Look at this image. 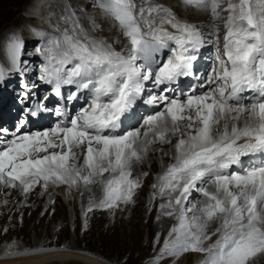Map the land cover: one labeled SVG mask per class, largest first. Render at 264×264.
I'll use <instances>...</instances> for the list:
<instances>
[{
	"label": "snow or ice",
	"instance_id": "snow-or-ice-1",
	"mask_svg": "<svg viewBox=\"0 0 264 264\" xmlns=\"http://www.w3.org/2000/svg\"><path fill=\"white\" fill-rule=\"evenodd\" d=\"M182 3L208 18L180 20L151 0L139 5L96 0L100 22L93 18L91 31H103L102 24L111 22L126 41L119 51L90 35L74 12L60 17L70 27L41 33L39 79L57 96L63 86H75L69 102L86 91L87 105L74 116L56 108L64 119L44 130L22 132L25 119L13 132L0 128V185L25 195L37 184L45 190L49 184L77 190L82 185L89 192L99 186L101 195L90 197L87 211L113 210L135 203L141 179L133 176L134 166L145 161L153 145H171L159 149L171 162L151 187L152 199L164 201L160 215L175 223L153 264L186 254L198 255L197 264H258L264 257V0ZM208 45L216 47L213 66L198 86L207 90L169 95L181 77L194 74V63ZM24 47L13 32L7 44L13 67L19 66ZM141 102L159 110L128 128ZM26 111L34 117L48 109L38 104ZM177 135L173 144L171 136ZM193 192L202 199L192 203Z\"/></svg>",
	"mask_w": 264,
	"mask_h": 264
},
{
	"label": "bare ground",
	"instance_id": "bare-ground-1",
	"mask_svg": "<svg viewBox=\"0 0 264 264\" xmlns=\"http://www.w3.org/2000/svg\"><path fill=\"white\" fill-rule=\"evenodd\" d=\"M82 2H84V3L81 4L82 8L80 10L83 12L84 11L83 10L84 5H90V4L93 5V3L95 5L96 0H87V1L82 0L81 3ZM151 2L155 3V4H163L164 6L171 8V10L174 13H176L177 17L180 20H187L188 22H191V23H200V22H202L208 18V13L199 11V10L194 9V8L185 7L182 3V0H152ZM60 4H61V0H35V3H33V2L31 3V5H30L31 7L29 6L28 7L29 10L25 12L27 15V18H28L27 20H30V21H25V24H29L31 21H35V23H34L35 29L32 32V31H30V29L24 27L25 31H20L21 33H18L21 36V38L23 40H25L26 44L31 45L32 43H38L40 45L43 43V38L41 36V33H45V31H48L49 33H51V32H53L54 28L57 25H59L61 28H64L67 26L66 24H62L59 22V18L61 17V14L63 13V9H61ZM32 9L34 10L33 13L30 12ZM73 10L76 12L79 11L77 9V6H75V8L73 6ZM93 18L99 19L98 11L94 15L90 16V18L85 19V21L83 23L80 21V24L84 27L85 30H87L89 32L90 35L95 36L97 38L107 39L109 43H113V47H117L116 50L120 49L123 46V43L125 42V40L122 36L118 35L114 25L111 22H106L105 24H102L103 31L92 32L91 31V20ZM81 19H82V17H81ZM44 20H46V22H45L46 24L44 23ZM97 22L99 23V21H97ZM54 24H55V27H54ZM45 26H47V28H45ZM171 30L172 29L169 28V31H171ZM223 34H224V30H223V28H221V32H220L221 43H222V39H223ZM10 35L11 34L9 33V36ZM109 37H111V39H109ZM25 38L28 40H26ZM121 38H123V41L121 43H119V44L114 43L115 40H117V39L121 40ZM6 43H8V41H6ZM215 49H216L215 45H213V47L212 46L210 47L211 51L215 50ZM25 50L26 49L23 48V51H25ZM211 51L208 52V50H206V49H204V51H203V61H202V63L199 64L196 76L194 78V81L190 84L193 86V90L190 91V94L193 93V91L195 92V94H200L203 91L207 90L206 88L202 89V88H199L198 86H199V84L204 83L201 80L204 77L205 69L207 68V66H204V65H206V62L208 61L207 59H209L208 68L210 67L211 64H213L214 60H212V61L210 60ZM6 54H8L7 50H5V55L0 54V57H1L0 68L3 70L4 69L8 70V72H10V74L4 73L5 74V75H3L4 79L3 80L0 79V114H2V111L6 110V109H12L14 107V105L12 104L11 98L15 94L18 97L20 96L19 94L16 93V91H19V92L22 91L24 82L30 83V84L33 83V86L35 87V89H33V90H38L39 86H40L39 82H36V80L34 81L32 79V72L31 71L33 70L32 67L34 65V59H30V57H27V56H24V57L21 56L20 64L18 67H13L11 65V63H10V67H8L7 65L3 64L6 60ZM160 58L161 59L165 58L164 54L161 53ZM2 59H3V61H2ZM37 64H38L36 66L37 73L35 75L36 76L35 78H37L40 75V67L42 65L39 62ZM7 94H10V96H9L10 98L8 97ZM181 94H184V92L182 91ZM5 103H6V105L1 107ZM156 110H159V109L155 108L151 112H140L135 123L133 125L127 126V127L128 128L139 127L143 121V117L152 114ZM184 123H186V122H184ZM240 123L242 124L243 122H240ZM3 126H4V124H0L1 128H4ZM182 131H183V128H182ZM176 137L177 136H171L173 144L176 142ZM161 147L164 149V151H168L171 148V146H170V148H168L166 145H160V144L153 145L151 150L148 153V156L146 157V162H147L148 168H147V165L144 163L145 161L142 164L135 165L134 170H133V176L134 177L140 176L141 180L146 179L145 178L146 176H142L141 173L153 172L157 168H158L157 171L154 173L159 174L163 170V168L166 167L171 162V156L170 155H164L159 150ZM158 157L161 160H159ZM82 161H83V157L81 156L80 162L82 163ZM157 175H156V177H154L151 184L156 182ZM36 186H37V188H32L31 190L33 191L34 189H40L41 187L43 188V186L41 184H37ZM51 186H52V189H56L55 188L56 185L49 184V186L45 192H43V190L41 189V192H40L41 198H38V199L35 198L30 203L26 202V200H28L26 198L31 197L30 196L31 190L28 192V194L25 195V194H22V192L20 191V188H17L15 191L16 199L12 200V198H7L0 205V229H1V231L2 232L5 231V233L9 232L8 230H6V218L7 217L10 218L9 224L11 227V231L13 233L17 234V236L21 235L23 237H26L28 228L30 226L33 227L36 232H40L42 227L45 226L47 228V234L46 235L50 236V235H52L53 232H50L48 225L50 223H53V222L58 223V225L56 227V231H59L61 229V227H60L61 224L63 225V223L67 219V215H66L64 207H65V203H67L66 201L69 202V200L67 199L68 194L66 195L65 189H67L69 187H66L67 185H62V186L59 185V187L60 186L61 187L58 188V191L57 190L56 191L59 192L60 195H56L53 191H51V189H50ZM0 188H1V190L4 191V188L2 185H0ZM70 192L72 194L75 192H77L79 194L81 193L80 198H81V204H82L83 213H84L83 217H84L85 221L87 220L89 222L91 221V222H100V223L103 222V223H105V219H107V222H110L109 219L114 218V216L117 214V216H119L118 218L122 222H128V223L130 221L135 222L136 214L133 215L134 214L133 212L132 213H129V212L124 213V212H121L118 210H110V211L108 210L109 213H107L108 215L105 218L104 215H105L107 210L97 211L96 209H94L97 212L95 214H90L89 211H87V208L89 205V199L93 195H95V197L97 199H99V197L101 195L99 186H92V192H89V191L84 190L83 186L81 185L79 190H77L76 188H72V189H70ZM3 193H5V192H3ZM196 193L197 192H195V194L191 195L190 198H196L197 197L198 200L202 199L200 194L197 193L198 194L197 195ZM149 194H150V196H152L151 190L149 191ZM5 195H6V197H8V195L6 193H5ZM198 200H196V201L190 200V201L192 203H196ZM50 201H53V203L57 202V205L55 206V208L59 205V207L56 210L54 209V211L51 214H50V211L48 210L49 208L47 206V204ZM162 202H164V201H162ZM138 203H139V201H138ZM26 205H27V207H26L27 209L24 208ZM52 206H54V204ZM122 206H123V204L121 205V207ZM4 210L7 212H5ZM28 212H29V214H28ZM73 214H74V221H75V219H77V217H78L77 216L78 214L76 215V211ZM147 216H148V213H147ZM149 218H150V216H149ZM160 218H161V221H164V222L173 220L172 218L167 217V216H164V218H163V216H160ZM80 219H81V217H80ZM18 222L20 223V225ZM78 223H79V221L74 222V224H76V225H78ZM63 234H64V229L61 231L62 236H63ZM1 237L2 236H0V243L5 239V238L2 239ZM5 240H7V239H5ZM47 244L48 245L44 246V245H41L39 242L38 243L35 242L34 246H32L33 249H30L31 251L32 250L35 251L33 253L26 252L27 251L26 247H20L16 250H13L15 248L10 249L13 252L29 253V254H24V255L8 256V255H6V252L8 250L0 251V264H105V262L101 261L99 258L92 256L90 254L84 253V250L79 246L78 243H77V245H75V244L70 245L68 243H65L63 246H57V244H51V243H47ZM194 257L195 258H194L193 262L191 261L190 264H192V263L197 264V260L199 258H198V256L197 257L194 256ZM188 262H189V260L186 257L185 259H183L181 264H189ZM258 264H264V257L260 258V260L258 261Z\"/></svg>",
	"mask_w": 264,
	"mask_h": 264
},
{
	"label": "rangeland",
	"instance_id": "rangeland-1",
	"mask_svg": "<svg viewBox=\"0 0 264 264\" xmlns=\"http://www.w3.org/2000/svg\"><path fill=\"white\" fill-rule=\"evenodd\" d=\"M81 1L82 0H61L60 7L61 9H63V13L61 14V16L62 15L66 16L74 12L75 13L74 18L78 19L79 22L81 21L83 23L85 19L90 18V16L94 15L98 11V9L94 7V3H93V5L92 4L84 5V9H83L84 11L82 12L80 9L82 8L81 4H83L84 2L81 3ZM32 2L35 3V0H0V50H1L0 54L1 55L2 54L5 55V50H7L8 43H6V41H8L9 37L11 36V35L9 36V33L12 34L14 31L16 33H21L20 31H25L24 30L25 28L30 29V31L32 32L34 31L35 21H31L29 24H25V21H30V20H27L28 18L25 12L29 10L28 7L31 5ZM136 2L139 5L142 3V0L140 1L136 0ZM73 6L74 8L75 6H77V9L79 11L78 12L74 11ZM26 8L28 9L25 10ZM30 12L33 13L34 10L32 9ZM97 21L100 22L99 19H97ZM45 22L46 20H44V23ZM59 22L62 24H66L67 25L66 27H70V22L66 23L64 20H61L60 18H59ZM54 27H55V24H54ZM45 28H47V26H45ZM45 33H49V32L45 31ZM120 41L122 42L123 38H121ZM37 45L38 43H32L31 45H28L25 42L24 49L26 50L25 51L22 50V54H21L22 57L27 56V57H30V59H34V65H33L34 68L32 67L33 70L31 71L32 79L34 81H35V75L37 73L36 66L38 65L37 63L39 62L38 56H35V55H38L36 51ZM211 46L213 47V45ZM114 48H117V47H114ZM210 51L211 50H208V52ZM210 60L212 61V59ZM4 73L10 74V72H8V70L6 69H4ZM206 80L207 78L204 79L203 77L201 81L205 82ZM7 95L8 97L10 96V94H7ZM177 139H178V135L176 137V140ZM166 146L170 148L171 145H166ZM144 163L147 165L146 159ZM147 168H148V165H147ZM157 169H155L153 172H149L148 175L145 177L146 179L141 180V186L139 189L136 190V194L134 197L135 203L128 204V205L123 204L122 207H121L122 205L121 204L119 208L113 209V210H118L124 213L133 212L134 213L133 215L136 214V217L134 216L135 222L137 221L136 223L131 222V221L129 223L122 222L118 218L119 216H117V214L114 216V218H112L113 220L109 219L110 222H107V219H105V223L91 222V221L89 222L87 220L85 221L83 217L84 213H83V208H82L81 198H80L81 193L79 194L75 192L72 194L70 192V188H67L65 189V192H66V195L68 194L67 199L69 200V202L66 201L67 203H65V207H64L66 215H67V219L65 220L63 225L61 224L60 226L61 229L59 231H56V227L58 223L53 222L48 225L50 232H53L52 235L50 236L46 235L47 228L45 226L42 227L40 232H36L34 228L30 226L28 228L26 237H23L21 235L17 236V234L11 231V227L9 224L10 218L7 217L6 218V230H8L9 232L5 233V231L2 232L0 229V234H1L0 236H2L1 237L2 239L5 238L8 241L4 239L0 243V251L10 250L11 248H15L13 250H16L20 247H26V250H27L26 252L33 253L35 251L33 250L31 251L30 249H33L32 246H34L35 242L36 243L39 242L41 245H44V246L48 245L47 243L57 244V246H63L65 243H68L70 245L71 244L77 245L78 243L79 246L84 250V253L90 254L92 256L99 258L101 261L105 262V264H153V258L159 252V249L163 245L164 239L167 236L169 229L175 223L174 220H170L166 222L161 221L160 216H163V215H160L158 209H159V205L162 203L163 200L159 196H157V198L153 200L152 196H150L149 194L150 190L151 192H153L151 183L154 177H156V175L158 174V173L157 174L154 173L157 171ZM60 187L59 185H56L55 186L56 189H52V186L50 189L56 195H60V193L57 192L58 188ZM3 188H4V191L1 190L0 188V205L7 198H12V200L16 199L15 191L17 188L4 187V186ZM34 188H37V186H35ZM41 189L43 190V192L46 191L42 187L40 189H34L33 191L31 190L30 192L31 197L26 198L28 199L26 200V202L30 203L35 198L37 199L41 198V193H40ZM3 192H5L8 195V197H6L5 193ZM193 194H195V192H193ZM189 199L195 200V201L198 200L197 197L189 198ZM53 204L54 206H52ZM56 205H57V202L53 203V201H50L47 204L50 214L54 211V209L56 210L59 207L58 205L55 208ZM26 207L27 205L24 208L27 209ZM96 210L101 211L100 209H96ZM75 211H76V215L78 214L77 219H75V221H79L78 225L74 224L75 221H74L73 213ZM97 211L93 210V211H90L89 213L95 214ZM109 211L108 210L106 211L104 215L105 218L107 217L108 215L107 213H109ZM147 213H148V216H147ZM63 229H64V234L62 236L61 231ZM213 239H215V237H213ZM26 254H29V253H26ZM194 256L197 257L198 255L186 254L180 257L179 259H176L173 257H167L164 260H162L160 264H173V261H175V264H181L183 259H185L186 257L188 258L189 260L188 263L190 264L191 261L193 262L195 258Z\"/></svg>",
	"mask_w": 264,
	"mask_h": 264
}]
</instances>
